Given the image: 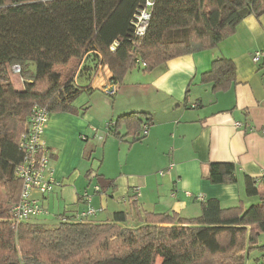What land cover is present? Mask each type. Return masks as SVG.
Returning a JSON list of instances; mask_svg holds the SVG:
<instances>
[{"label": "trees", "instance_id": "trees-1", "mask_svg": "<svg viewBox=\"0 0 264 264\" xmlns=\"http://www.w3.org/2000/svg\"><path fill=\"white\" fill-rule=\"evenodd\" d=\"M138 7V0H0V193L4 197L2 202L0 197V220H4L0 264H155L157 257L162 258L160 264H203L209 254L224 255L235 247L240 235L244 251L233 257V264H245L251 258L249 251L256 249L261 253L253 257L254 263L264 264V239L262 244L257 241L258 236L264 237L261 177H244L245 195L258 199L252 206L223 209L218 201L204 200L196 218L168 211L142 212L134 206L114 213L106 223L65 214L52 227L30 221L39 215L26 222L13 221L11 208L19 199L21 185L15 176L22 158L18 139L27 129L31 107L38 104L49 112L66 111L80 92L89 89L74 77L84 61L93 57L84 83L89 85L101 64L110 70V81L119 85L133 70L150 73L173 58L213 50L246 17L264 15V0H156L145 35L133 38L130 20ZM115 41L117 47L111 51ZM14 66L20 67L21 90L12 84ZM57 67L75 68L73 76L62 81ZM233 71L228 60L218 59L207 76ZM42 82L47 84L45 91L36 89ZM134 115L121 116L119 121L130 124ZM111 123L109 131L117 132L119 122ZM148 125L136 121L131 142H142L147 135H142V128L148 131ZM208 180L235 183L236 166L210 163ZM98 188L97 193L104 191ZM128 199L137 204L134 194ZM222 234L230 238L228 251L218 241ZM114 243L117 251L112 250ZM16 246L21 247L19 255ZM90 249L95 253L74 261ZM5 252L15 258L1 260Z\"/></svg>", "mask_w": 264, "mask_h": 264}, {"label": "crops", "instance_id": "crops-1", "mask_svg": "<svg viewBox=\"0 0 264 264\" xmlns=\"http://www.w3.org/2000/svg\"><path fill=\"white\" fill-rule=\"evenodd\" d=\"M257 51L264 52V15L246 17L213 50L173 58L150 73L129 72L113 97L100 89L111 79L107 69L89 85L80 83L89 89L66 111L49 115L44 139L60 185L44 196L32 192L46 211L35 218L56 225L59 215L73 217L92 208L95 215L87 219L106 223L134 206L196 218L202 208L196 195L218 201L223 209L248 205L244 177L264 178V58L254 63ZM218 59L228 60L234 71L211 78L207 75ZM17 77H11L12 84L21 90ZM131 113L130 124L119 121ZM138 120L149 124L147 135L131 142ZM111 121L119 122L117 132L107 128ZM106 146H117L125 155L135 146V176L115 174L114 165L104 162ZM214 162L234 163L236 182H209ZM96 186L104 191L97 193ZM133 187L140 190L136 205L128 199ZM245 264L255 263L249 258Z\"/></svg>", "mask_w": 264, "mask_h": 264}, {"label": "built area", "instance_id": "built-area-1", "mask_svg": "<svg viewBox=\"0 0 264 264\" xmlns=\"http://www.w3.org/2000/svg\"><path fill=\"white\" fill-rule=\"evenodd\" d=\"M49 1V0H42ZM140 7H138L132 15L130 26L132 28L133 38L143 37L149 27L151 19V12L154 8L156 0H138ZM117 47L115 41L110 50L113 51ZM261 58H264V52L258 51L253 55V62L257 63ZM104 65H99L98 70L104 68ZM12 72L15 75L20 73V67H12ZM97 70V71H98ZM109 86L102 85L101 90L106 95L113 97L117 92L115 84H108ZM51 112L45 107L34 104L31 107L27 129L22 132L18 139V146L22 152L20 163L15 169V176L20 181V192L17 203L11 208L13 221L15 223L26 222L32 217L46 212L45 209L39 204L32 196V192H37L39 195L44 196L50 193L55 186H59L60 182L54 178V171L50 165V152L46 146L44 139V132L47 127L49 115ZM113 123H108L109 129ZM236 128L243 125L241 123H234ZM264 133V131H263ZM147 134V127L143 126L142 135ZM82 140H86L87 136L82 135ZM159 175H164V172H159ZM99 188L95 187L97 191ZM135 197H140V190L138 188L133 190ZM85 197L88 198L86 194ZM187 197H194L190 193H186ZM195 199L199 202L204 201L201 195H196ZM95 211L88 208L85 212L78 214L79 219H85L89 216H94ZM60 221L62 219H59Z\"/></svg>", "mask_w": 264, "mask_h": 264}, {"label": "rangeland", "instance_id": "rangeland-1", "mask_svg": "<svg viewBox=\"0 0 264 264\" xmlns=\"http://www.w3.org/2000/svg\"><path fill=\"white\" fill-rule=\"evenodd\" d=\"M87 60H88L87 62L84 61V64H83L84 67L79 66L80 69H77L76 72L74 73V77H75V79H77V81H79V83H83V80H84L83 78L87 76V75H85V73H87L89 71V67L92 66L93 57L88 58ZM104 66H105L104 68H102L101 70H98L97 72H95L93 74L92 79H91L92 81H94L98 77L100 79L104 75V71L106 69L109 70L106 65H104ZM74 70H75V68L72 71L62 70V68H60V67L55 68V71L61 74L62 81H67L68 79H70L73 76ZM80 78H82V80ZM17 81H18V84H20L23 88L24 81L21 80L19 76L17 77ZM111 83L115 84L117 86V91H118V84L113 83L111 81L108 82V84H111ZM108 84H106L105 86H109ZM46 87H47L46 82H42V83L37 85L36 89L45 91ZM48 122H49V119H48ZM47 125H48V123H47ZM104 151H105V161L104 162H106L108 165H114L115 174L117 176L118 175L120 176L122 173H124L126 176H132V175L135 176V146H133V149L131 150L129 155H125V152L119 151L117 146H110V147L106 146L104 148ZM127 152H129V151H127ZM0 192H2V191L0 190ZM0 197H1V202H2V200L4 201V197L1 195V193H0ZM250 199H251V202L248 203V205H246V206H252V204H255L256 202H258V199L255 197H250ZM3 203H2V205H3ZM3 207H5V205H3ZM7 207L8 206H6V208ZM31 220H33L34 223H38V224H43V222L48 223V224H46V226H49V227L55 225L54 223L46 222L44 217H40L37 219L32 218ZM3 221L4 220H0V228L4 224ZM263 239H264V237L258 236V238H257L258 243L262 244ZM229 240H230V238L226 234H222L219 236L218 241H219L221 247L224 249V251H228ZM246 240L248 241V236L246 237ZM26 245L28 246V243H26ZM243 245H244L243 236L241 237V235H240L237 238V244L235 245V247L230 248L229 251L226 252V254H224V255H211V254H209L210 256L207 258V260L203 264H233V257L236 256V254L240 253V251H241V253H243V251H244ZM20 248H21L20 246H16L17 255L21 254ZM114 249H116V251L118 250L116 243H114L112 245V250H114ZM257 252L261 253L259 250L256 249V250L249 251V253H250L249 255H251V258H253L257 255ZM92 253H95L94 249L87 250L86 252L81 254L82 256L75 258L74 261H82L83 259H86V257H87L86 255H92ZM12 254L13 253H10V252L3 253L1 255V260H8L11 258H15L14 254L13 255ZM161 260H162L161 257H157L155 264H160Z\"/></svg>", "mask_w": 264, "mask_h": 264}]
</instances>
